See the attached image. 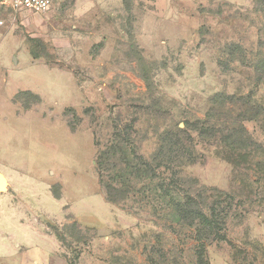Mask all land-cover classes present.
<instances>
[{
	"label": "rangeland",
	"instance_id": "374dc122",
	"mask_svg": "<svg viewBox=\"0 0 264 264\" xmlns=\"http://www.w3.org/2000/svg\"><path fill=\"white\" fill-rule=\"evenodd\" d=\"M263 8L55 0L35 13L0 0V163L24 171L18 247L0 264H264ZM109 146L133 150L100 178ZM133 151L150 165L140 175L124 164ZM222 193L223 232L200 252L167 202L191 194L211 214Z\"/></svg>",
	"mask_w": 264,
	"mask_h": 264
},
{
	"label": "trees",
	"instance_id": "16d2710c",
	"mask_svg": "<svg viewBox=\"0 0 264 264\" xmlns=\"http://www.w3.org/2000/svg\"><path fill=\"white\" fill-rule=\"evenodd\" d=\"M264 10V8H263ZM262 66L264 68V61L261 62ZM228 139V138H227ZM132 146V143L130 144ZM129 146V148L126 146V149H128L126 152H118L116 149L112 148V146H109L105 149H101L97 154V160H96V167L97 171L99 172V177L101 178L102 170L105 169L104 166L107 165L108 161L114 160L117 162L118 160L127 157V154H129L133 149ZM169 149L173 147L175 150L176 155H185V150H181L180 147H178L177 142L174 140H171L168 144ZM174 151V150H173ZM135 158L137 159L136 162L131 159H126L124 161L125 166L130 168V170L134 169L133 172H136V174H139L144 168L142 165L148 169L150 166L147 164L141 155H138L133 151ZM191 157V156H189ZM190 160H193V158H189ZM114 166H117L116 163L113 164ZM113 166V167H114ZM114 169V168H113ZM120 168H117V170ZM121 171V169L119 170ZM140 175V174H139ZM116 177V174H114ZM106 187V186H105ZM107 192L105 195H107V200L110 202H115L116 198L113 195V186L109 184L107 186ZM55 197H58L55 195ZM184 200H175L174 198H170L167 202V205L170 206V208H173L178 213L181 222L184 224H187L189 226H193V237L197 242L198 249L204 250L205 248V235L209 236L210 232H213L214 234H218L220 232H223V219L227 215L228 208L230 207L231 198H229V195L227 193H222L214 200H212L209 204V209L211 214H207L205 210L203 209L202 202H198L197 199L192 196L191 194H186L184 196ZM190 209V212H189ZM192 211V213H191ZM204 237V238H203Z\"/></svg>",
	"mask_w": 264,
	"mask_h": 264
},
{
	"label": "crops",
	"instance_id": "0c3cea01",
	"mask_svg": "<svg viewBox=\"0 0 264 264\" xmlns=\"http://www.w3.org/2000/svg\"><path fill=\"white\" fill-rule=\"evenodd\" d=\"M20 166L21 165L18 164L17 160H15V164L13 165L0 163V167L8 170V173L6 174L0 169V173H2L7 181L6 189L0 191V261L9 257L13 258L12 256L15 255L13 253H15L18 247L13 243L16 241L13 232H16L18 227H20L18 224L23 222L22 210L18 209V205L13 203L12 200L14 199L16 202V181L18 176H21V174L24 173V171L20 169ZM10 229H13L12 232ZM9 238L12 240L10 245L5 243Z\"/></svg>",
	"mask_w": 264,
	"mask_h": 264
},
{
	"label": "built area",
	"instance_id": "2783aa9c",
	"mask_svg": "<svg viewBox=\"0 0 264 264\" xmlns=\"http://www.w3.org/2000/svg\"><path fill=\"white\" fill-rule=\"evenodd\" d=\"M55 0H10L9 5L13 9H29L35 13H43L50 9ZM3 20L0 19V25Z\"/></svg>",
	"mask_w": 264,
	"mask_h": 264
},
{
	"label": "water",
	"instance_id": "95a60500",
	"mask_svg": "<svg viewBox=\"0 0 264 264\" xmlns=\"http://www.w3.org/2000/svg\"><path fill=\"white\" fill-rule=\"evenodd\" d=\"M7 185L6 178L0 173V191L5 190Z\"/></svg>",
	"mask_w": 264,
	"mask_h": 264
}]
</instances>
